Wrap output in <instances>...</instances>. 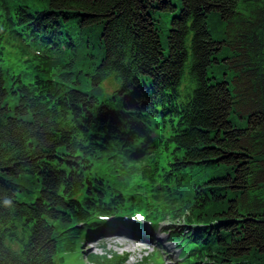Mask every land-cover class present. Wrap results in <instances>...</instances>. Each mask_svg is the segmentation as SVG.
Instances as JSON below:
<instances>
[{"label": "trees", "instance_id": "1", "mask_svg": "<svg viewBox=\"0 0 264 264\" xmlns=\"http://www.w3.org/2000/svg\"><path fill=\"white\" fill-rule=\"evenodd\" d=\"M4 1L23 4L24 22L36 29L68 30L73 48L49 67L58 81L52 90L8 82L0 70V264H57L60 226L84 217L57 194L60 167L112 160L72 139L65 108L78 124L115 123L124 117L118 107L113 119L109 102L130 113L147 109L143 101L174 89L187 62L194 98L173 138L175 166L201 169L205 178L199 198L172 219H183L184 235L203 244L198 264H264V0H180L166 46L153 11H175L172 0ZM210 22L218 23L215 33ZM221 61L230 79L212 82L207 67ZM110 74L120 85L98 104ZM21 174L40 182L33 202L16 197L12 178ZM192 220L216 223L189 227Z\"/></svg>", "mask_w": 264, "mask_h": 264}, {"label": "bare ground", "instance_id": "2", "mask_svg": "<svg viewBox=\"0 0 264 264\" xmlns=\"http://www.w3.org/2000/svg\"><path fill=\"white\" fill-rule=\"evenodd\" d=\"M174 5H175V11L167 12V13H174L173 16L177 14L180 10L179 8L178 12L175 13L177 6L176 4ZM180 7H181V2H180ZM54 30L57 31L63 37L66 36L64 33L69 35L68 30L62 28L59 24L56 23H54ZM69 45L72 50L73 46L70 44V42ZM93 63L95 64L97 63L96 59L93 60ZM111 76L118 83L117 87L114 88L116 90L119 87L120 83L116 79L114 74H110L106 78V80H108L109 77ZM190 87L191 84L188 81V79H186L185 77H181L178 81V84L174 87V89L173 87H171L170 89H167L170 91L164 90L161 92V94L154 95V97L150 101L144 100L143 106L147 108L163 107L167 109H178L180 103L185 101L186 98V97H180L178 93L187 91L190 89ZM103 91L105 93V90ZM168 96H171V102L169 103L167 102ZM193 98L194 95L191 94L186 99L189 103H192ZM181 113L184 114L185 109ZM159 122H161L163 126H169L173 122V119L171 117L165 118L161 115L150 112L145 116L136 115L129 122L116 125L115 130L117 133L126 136L132 142L142 143L146 139H148V137L154 132ZM136 129L139 130L136 131ZM73 166L77 167L76 164H73ZM73 166L65 165L60 167L59 172L63 174V176L61 177V179L58 180L57 194H59V197L63 201L69 203L71 202L73 204V207L79 210L84 215L85 218H92L98 214V211L88 212L86 210V206L90 205L94 207H99L100 205H103L111 201L113 198L122 194V190L119 185H114L108 193H101L89 189L90 181L86 173H77L74 174L73 176L69 175V170ZM80 189H86V193H87V200L83 202L77 200L73 195L74 190H80ZM161 212L165 215L168 214L165 210H162Z\"/></svg>", "mask_w": 264, "mask_h": 264}, {"label": "rangeland", "instance_id": "3", "mask_svg": "<svg viewBox=\"0 0 264 264\" xmlns=\"http://www.w3.org/2000/svg\"><path fill=\"white\" fill-rule=\"evenodd\" d=\"M174 4H176V12H178L180 8V0H172ZM174 13H167L162 12L159 10L153 11V16L156 19V27L158 29L160 41L163 46H166L167 42V34H168V28L170 27V19L173 16ZM218 26V23L210 22L208 24L209 31L211 33H215V27ZM96 48L94 49V53L96 52ZM224 54H222L223 56ZM231 69H228L225 67V64L223 61L220 63L212 62L207 67V76L211 79L212 82L215 80H222L225 77L227 79H230L231 75ZM226 73V75L224 74ZM118 85L117 81L111 76L108 80L103 82V89L105 90L106 96L109 97V94L112 92L114 88H116ZM16 96L13 94L8 95L7 102L12 105L16 102ZM236 123L241 124V120L238 116H235L233 114ZM166 153V152H165ZM165 159V157H164ZM12 181L16 184L17 194L16 197L18 200L23 202H30L33 201L38 196V183L36 180V177L30 176V175H23L21 174L18 177H13ZM163 226H161L162 229ZM9 245H11L12 248L18 249V246L10 241H7ZM82 249L80 250L78 243H76L73 247L66 249L63 247V244L60 245L57 253H56V260L57 264H88L87 262V247L85 246L84 239L82 240ZM82 251V252H81ZM153 262H160L162 261L161 254L156 251L154 255L152 256Z\"/></svg>", "mask_w": 264, "mask_h": 264}]
</instances>
